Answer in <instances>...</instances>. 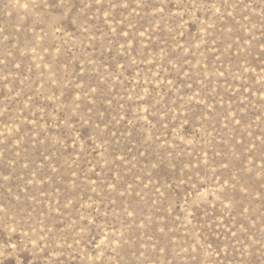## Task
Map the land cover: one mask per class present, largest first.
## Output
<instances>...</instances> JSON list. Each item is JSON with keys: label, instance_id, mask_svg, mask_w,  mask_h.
<instances>
[{"label": "rangeland", "instance_id": "obj_1", "mask_svg": "<svg viewBox=\"0 0 264 264\" xmlns=\"http://www.w3.org/2000/svg\"><path fill=\"white\" fill-rule=\"evenodd\" d=\"M0 264H264V0H0Z\"/></svg>", "mask_w": 264, "mask_h": 264}]
</instances>
